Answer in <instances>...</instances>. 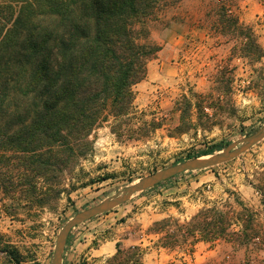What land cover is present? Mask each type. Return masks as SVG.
<instances>
[{
  "label": "rangeland",
  "instance_id": "1",
  "mask_svg": "<svg viewBox=\"0 0 264 264\" xmlns=\"http://www.w3.org/2000/svg\"><path fill=\"white\" fill-rule=\"evenodd\" d=\"M220 7L237 23L216 24ZM163 18L164 22L150 23V40L159 51L147 63L144 80L134 87L136 126L154 120L159 127L145 140L120 142L109 131L111 120L105 123L91 134L92 150L66 176L67 193L56 203L29 209L24 203L13 205L0 194V264H14L9 258L13 250L20 264H51L57 234L77 212L155 171L194 155L221 152L264 124V0H183ZM183 97L192 104L191 126L179 133L177 102ZM207 170L213 173V188L208 183L204 187L200 209L215 206L241 215L232 219L228 231L233 235L209 243L232 245V253L223 255L222 264H257L255 253L264 252V139L239 157L200 171ZM202 172L177 175L134 195L107 217L98 219L100 215L75 227L63 264H88L83 255L87 248L111 237L107 234L113 230L120 241L108 264H140L148 247H161L165 231L178 233V241L172 258H163L160 264H198L195 252L188 255L190 248L194 250L190 245L194 238L183 244L185 228L178 231V225L186 222L175 217L153 219L152 214L175 206L170 201L174 193L186 190L174 191L190 187ZM243 196L255 202L249 206ZM248 215L250 228L245 230ZM167 218L172 221L154 225ZM141 234L148 241L146 249L126 247L121 241ZM241 248L242 261L235 263Z\"/></svg>",
  "mask_w": 264,
  "mask_h": 264
},
{
  "label": "trees",
  "instance_id": "2",
  "mask_svg": "<svg viewBox=\"0 0 264 264\" xmlns=\"http://www.w3.org/2000/svg\"><path fill=\"white\" fill-rule=\"evenodd\" d=\"M182 1H0V194L4 199L29 209L56 203L67 193L66 176L92 150L91 134L110 120L109 131L120 142L145 140L159 127L154 120L136 126L134 87L144 80L147 63L159 51L150 40V23L164 22L163 16ZM223 9L215 13L216 24H236ZM191 106L186 97L177 102L179 133L191 126ZM240 217L215 206L204 208L178 225V231L185 228L183 244L192 237L193 247L197 241L233 235L228 231L232 219ZM250 219L248 215L245 230ZM165 232L161 247L174 250L178 233ZM192 252L190 248L188 255ZM9 258L20 264L16 250Z\"/></svg>",
  "mask_w": 264,
  "mask_h": 264
},
{
  "label": "crops",
  "instance_id": "3",
  "mask_svg": "<svg viewBox=\"0 0 264 264\" xmlns=\"http://www.w3.org/2000/svg\"><path fill=\"white\" fill-rule=\"evenodd\" d=\"M202 172V171H198ZM202 177L198 179H194L191 183L190 187L187 189H181L180 191L174 192H181L182 190H186L184 194H178L173 196L170 201L176 203L175 206H170L167 209H164L161 212H157L153 215V219L155 218H164V217H175L179 218L181 221L189 222L201 208L200 201H202V195L204 193V187L208 183L209 187H212L213 181V173L211 170H207L201 173ZM183 188V187H182ZM198 195V196H197ZM245 202L249 204H253L255 202L254 199L250 197H242ZM177 206V207H176ZM256 207V206H255ZM109 214L101 215L98 219L102 217H107ZM114 230L107 234L111 235V237H106L103 240L99 241V243L95 247H88L85 253L83 254L87 257L88 264H108L110 259L117 253V242L120 241L119 236L114 235ZM124 246L131 247L136 246L137 248H144L146 249L148 245V241L146 240L143 234L138 235L135 239L125 238L121 239ZM89 241H87L84 245V248L88 246ZM193 253L195 263H197V259H199L198 264H222V258L225 253H232V245L223 243V242H216V243H209L198 241L194 244ZM175 250V249H174ZM174 250H169L167 248H163L157 246L154 250L148 247L146 249L145 254L142 255L140 258V264H160L162 263L163 258H172V252ZM244 249H239L236 252V257L234 262L238 263L242 261ZM193 255V254H192ZM197 255L199 258H197ZM255 262L257 264H263L264 259V252H256L255 253Z\"/></svg>",
  "mask_w": 264,
  "mask_h": 264
},
{
  "label": "water",
  "instance_id": "4",
  "mask_svg": "<svg viewBox=\"0 0 264 264\" xmlns=\"http://www.w3.org/2000/svg\"><path fill=\"white\" fill-rule=\"evenodd\" d=\"M263 139L264 124L253 134L237 142L231 143L221 152L212 155L191 158L155 171L141 178L136 183L129 185L120 193L103 199L99 203L77 212L63 225L57 234L51 264H63V255L68 235L75 227L79 226L80 224H83L96 216L110 212L114 208L129 201L134 195L145 192L177 175L191 171H200L227 163L239 157Z\"/></svg>",
  "mask_w": 264,
  "mask_h": 264
}]
</instances>
